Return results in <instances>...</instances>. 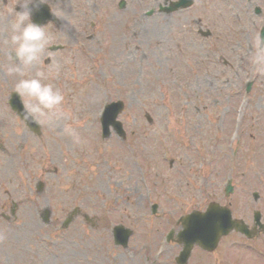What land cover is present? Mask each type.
Wrapping results in <instances>:
<instances>
[{"label": "rangeland", "instance_id": "rangeland-1", "mask_svg": "<svg viewBox=\"0 0 264 264\" xmlns=\"http://www.w3.org/2000/svg\"><path fill=\"white\" fill-rule=\"evenodd\" d=\"M5 1L2 8L14 7ZM119 1L126 3L121 13L113 8ZM130 1L47 0L61 24L45 28L49 44L67 50L45 52L23 78L43 72L42 83L64 96L59 108L66 115L34 118L41 132L35 137L0 101V206L6 214L11 202L18 206L11 223L0 219V264H172L180 248L163 242L166 231L208 203L225 205L248 226L257 210L264 222V72L251 62L264 0H194L187 11L155 13L140 26L138 4ZM6 10L0 83L9 92L22 77L6 72L4 41L14 18ZM199 28L211 37H199ZM118 100L126 140L111 135L101 143L96 116ZM227 180L233 192L226 198ZM39 181L44 189L37 194ZM77 196L90 222L76 217L61 230L56 218L78 208ZM43 210L48 226L37 218ZM31 216L38 225H25ZM116 224L132 231L126 249L112 245ZM200 255L201 264H264V236L231 234L214 254Z\"/></svg>", "mask_w": 264, "mask_h": 264}, {"label": "clouds", "instance_id": "clouds-1", "mask_svg": "<svg viewBox=\"0 0 264 264\" xmlns=\"http://www.w3.org/2000/svg\"><path fill=\"white\" fill-rule=\"evenodd\" d=\"M19 11L6 10V14H14L10 23L7 39L4 41L6 49H10V66L7 67L8 75L19 74L14 85V90L27 99L25 106L28 117L39 122H55L65 117L59 106L64 101V96L51 83H42L45 78L43 72L35 76L23 78L24 71L39 64L43 54L48 50L50 36L43 25L33 22L34 12L39 11L41 5H46L47 0H18ZM16 4V5H17ZM251 62L258 71L264 72V37L257 34L255 37L254 54ZM71 132V129H66Z\"/></svg>", "mask_w": 264, "mask_h": 264}, {"label": "water", "instance_id": "water-1", "mask_svg": "<svg viewBox=\"0 0 264 264\" xmlns=\"http://www.w3.org/2000/svg\"><path fill=\"white\" fill-rule=\"evenodd\" d=\"M184 6L185 4L183 3L174 5V7ZM11 106L14 107L13 105ZM120 106V104H115L109 107L110 110L105 114L107 117L106 121L108 119H114L116 114L119 112L117 110L120 108ZM114 108L116 110H114ZM20 111L21 109H18V113H20ZM109 125H111L113 128H116L117 130H115L120 135H122L120 126L118 124L115 125L113 121L106 122V131ZM106 136H108V133ZM229 191L230 189H227V193ZM232 229L238 231L241 234L248 235L246 228L242 225V223L235 222L230 219V215L227 210L219 208L216 205H211L205 214L191 215L183 221V232L179 234V238L180 241L185 245V252H187V250H189L193 244H196L203 249L209 250L214 247L221 235H226ZM117 236L115 238L120 239L119 243H121V245H125L127 236H122L118 232Z\"/></svg>", "mask_w": 264, "mask_h": 264}, {"label": "flooded vegetation", "instance_id": "flooded-vegetation-1", "mask_svg": "<svg viewBox=\"0 0 264 264\" xmlns=\"http://www.w3.org/2000/svg\"><path fill=\"white\" fill-rule=\"evenodd\" d=\"M100 1H102V0H100ZM154 1V3L155 4H153V7H155V8H157L158 9V7L159 6H161V5H165V4H167V0H153ZM1 2H2V5H4V6H6V1L5 0H1ZM10 2H11V4H12V6H14L15 8H18L19 9V5L17 4L18 3V0H10ZM134 2H136L138 5H137V8H138V10H136V12H135V14H136V16L134 17V18H136V19H138L139 21H140V24H139V26L142 24V22H144V21H147V19H149L150 17H148V16H146L145 14L147 13V11H150V9H151V7H152V0H131L129 3L130 4H133ZM17 4V5H16ZM47 4H49L48 2H47ZM52 6V5H51ZM126 6V3L123 1H119L118 3H114V9L118 12V13H121V12H123L122 10L124 9V7ZM53 7V6H52ZM7 8H2L1 6H0V13H2L3 14V11L4 10H6ZM20 10V9H19ZM81 11V8H79V12ZM155 13H158L159 14V12H156V11H153L152 13H151V15L150 16H152L153 14H155ZM174 14V13H173ZM85 15H86V13L84 12V15H81V17L82 18H85ZM134 16V15H133ZM132 16V17H133ZM127 18H129V17H127ZM52 24V23H51ZM51 24H46V25H44V28H48V27H53ZM82 32H84V30H82ZM127 32H129L130 33V31H129V29L127 28ZM5 34V33H4ZM3 34V35H4ZM122 37H123V40L124 39H126L127 38V34L125 33V32H122ZM10 52V51H9ZM47 52H48V50H47ZM49 53V52H48ZM51 55H53V54H55V53H50ZM4 55H6V52H4ZM7 56L9 57V53L7 54ZM48 59V58H47ZM50 59V58H49ZM10 60V59H9ZM3 89H4V87L2 86V85H0V101L4 104L5 103V105H4V107H6V102H3L1 99H6V96H7V92H5V91H3ZM7 108V107H6ZM170 198H175V197H170ZM78 199V200H77ZM73 200H77V202H76V204H78L77 206H78V208H79V210H80V207H79V205L81 204V205H83V202L81 203L80 201H79V196H77V197H75ZM71 201V200H70ZM191 205H195L194 204V202H191ZM76 208V207H75ZM17 209V208H16ZM74 208H68L67 209V211L65 212V213H63V215H62V217L61 218H56V222H57V224H60V222L64 219V217H66L67 215H68V213H70L72 210H73ZM65 215V216H64ZM79 216H80V214H78V218H79ZM84 219V218H83ZM75 220V219H74ZM73 220V221H74ZM82 220V219H81ZM85 220V219H84ZM82 222H83V220H82ZM31 224H33V225H36V222H35V220H34V218L31 216V218H30V220H29V222L27 223H25V225L26 226H28V225H31ZM38 224V223H37ZM171 240L174 242V235L172 234L171 235ZM204 255V254H203ZM205 256H208V255H205ZM202 256H193V257H191V260H194V261H196V263L197 264H199V262H200V264H201V261H202V258H201ZM188 263H190V262H188ZM172 264H174V263H172ZM205 264H207V262L205 261Z\"/></svg>", "mask_w": 264, "mask_h": 264}]
</instances>
